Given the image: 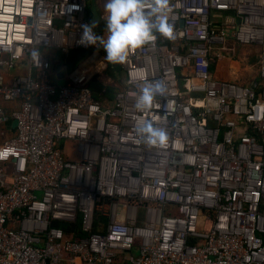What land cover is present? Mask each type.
I'll list each match as a JSON object with an SVG mask.
<instances>
[{"label":"built area","instance_id":"1","mask_svg":"<svg viewBox=\"0 0 264 264\" xmlns=\"http://www.w3.org/2000/svg\"><path fill=\"white\" fill-rule=\"evenodd\" d=\"M90 1L0 0V264H264V0H170L176 38L130 52L103 105L89 84L109 62L79 44ZM80 48L55 83L54 54ZM241 49L250 86L217 77ZM156 80L138 110L129 92Z\"/></svg>","mask_w":264,"mask_h":264},{"label":"clouds","instance_id":"2","mask_svg":"<svg viewBox=\"0 0 264 264\" xmlns=\"http://www.w3.org/2000/svg\"><path fill=\"white\" fill-rule=\"evenodd\" d=\"M172 11L170 0H106L104 5V20L106 22V37L97 35L94 31L96 24L81 25L82 34L79 44L84 47H102L104 59L112 64H123L129 53L149 44L159 33L165 39L174 40V25L169 22ZM90 17V14H89ZM33 52V57H38ZM167 86L159 80L146 83L139 92H129L136 100L138 110L153 107L157 95H165ZM145 143L163 145L168 140L165 129L145 122L136 129Z\"/></svg>","mask_w":264,"mask_h":264},{"label":"trees","instance_id":"3","mask_svg":"<svg viewBox=\"0 0 264 264\" xmlns=\"http://www.w3.org/2000/svg\"><path fill=\"white\" fill-rule=\"evenodd\" d=\"M92 52V48L87 50L84 48H80L77 50H72L69 55H64L60 52H56L54 56L60 63V69L63 71V67H65L67 68L66 72L70 74L78 67L81 62H83L88 56H90ZM212 70H214V68ZM56 78L57 80H59L60 75H56ZM102 79H108V82L105 84L104 82H102ZM55 82L59 83L56 80ZM115 83L118 86L115 85ZM122 85L123 77L120 71V66H118L117 64L108 63L106 70L102 74L96 76L90 82L89 89L95 102L103 105L104 103L111 102L113 100L114 94L117 92L118 88L122 87ZM57 225L63 228L67 233L73 230L77 232L79 236L83 235L80 232L78 222L73 226H69L64 223H57Z\"/></svg>","mask_w":264,"mask_h":264},{"label":"rangeland","instance_id":"4","mask_svg":"<svg viewBox=\"0 0 264 264\" xmlns=\"http://www.w3.org/2000/svg\"><path fill=\"white\" fill-rule=\"evenodd\" d=\"M105 2L106 0H97L98 11L102 18H104L105 16V13H104ZM105 37H106V34H105ZM254 53L256 52H253L251 50L241 49L240 50L241 56H238V59L234 60V63H233L234 67L230 68V65L227 64L226 66L219 68L220 74L217 77L220 79H223L222 78L223 75L230 76L233 73L234 74L233 77L235 80V81L233 80V82L238 83L243 86L245 85L250 86L252 84L253 77L257 74V66H258V58L254 56ZM245 57L246 59H248L247 61H243ZM57 63H58L57 61H52V65L53 64L56 65ZM53 70H54V67H53ZM230 80L232 81V79ZM102 82L106 84L108 82V79L106 80L102 79ZM115 85L117 84L115 83Z\"/></svg>","mask_w":264,"mask_h":264},{"label":"crops","instance_id":"5","mask_svg":"<svg viewBox=\"0 0 264 264\" xmlns=\"http://www.w3.org/2000/svg\"><path fill=\"white\" fill-rule=\"evenodd\" d=\"M55 58V56L53 57V59ZM248 59H246V57L243 59V61H247ZM53 61H57L56 60V58L53 60ZM58 62V61H57ZM54 63V62H53ZM233 63H234V61L232 62V63H230L229 65H230V68H233L234 67V65H233ZM54 65V64H53ZM52 65V79L55 81H58L59 83L58 84H60V85H62V86H65V85H67L68 84V82H69V79H68V75H69V73L68 72H66V69L67 68H65V67H63V71L60 69V63L58 62L56 65H54L53 66ZM56 66V67H55ZM53 67H54V70H53ZM63 73V76L64 77H62L61 76V74ZM257 73H258V66H257ZM56 75H60V79L59 80H57V78H56ZM233 73L230 75V76H228V75H223L222 76V78L223 79H225V80H227V81H231L230 79H232V81L234 80V77H233ZM257 75V74H256ZM255 75V76H256ZM255 76L253 77V79L255 78ZM235 81V80H234ZM55 83H57V82H55ZM246 86V85H245ZM248 86V85H247ZM63 264H69L68 262H64Z\"/></svg>","mask_w":264,"mask_h":264},{"label":"water","instance_id":"6","mask_svg":"<svg viewBox=\"0 0 264 264\" xmlns=\"http://www.w3.org/2000/svg\"><path fill=\"white\" fill-rule=\"evenodd\" d=\"M89 14H90L91 22L92 23L94 22L96 24L94 31L96 32L97 35H100L103 37L105 33V29H106V22L104 18H102L99 14L96 0L90 1ZM61 76L64 77L63 73L61 74ZM15 126H16V123L13 124V127Z\"/></svg>","mask_w":264,"mask_h":264}]
</instances>
